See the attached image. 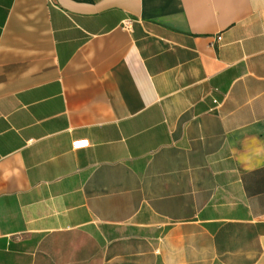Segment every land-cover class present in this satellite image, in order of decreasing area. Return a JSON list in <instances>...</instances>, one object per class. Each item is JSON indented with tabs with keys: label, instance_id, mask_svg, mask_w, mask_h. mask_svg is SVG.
<instances>
[{
	"label": "crops",
	"instance_id": "obj_1",
	"mask_svg": "<svg viewBox=\"0 0 264 264\" xmlns=\"http://www.w3.org/2000/svg\"><path fill=\"white\" fill-rule=\"evenodd\" d=\"M0 264H264V0H0Z\"/></svg>",
	"mask_w": 264,
	"mask_h": 264
},
{
	"label": "built area",
	"instance_id": "obj_2",
	"mask_svg": "<svg viewBox=\"0 0 264 264\" xmlns=\"http://www.w3.org/2000/svg\"><path fill=\"white\" fill-rule=\"evenodd\" d=\"M216 38H217V40H219L220 39V36H217Z\"/></svg>",
	"mask_w": 264,
	"mask_h": 264
}]
</instances>
